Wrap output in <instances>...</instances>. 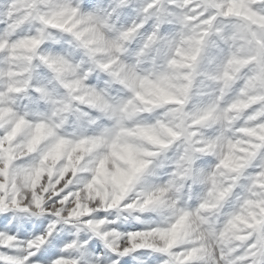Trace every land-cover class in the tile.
Returning a JSON list of instances; mask_svg holds the SVG:
<instances>
[{
	"label": "snow or ice",
	"instance_id": "snow-or-ice-1",
	"mask_svg": "<svg viewBox=\"0 0 264 264\" xmlns=\"http://www.w3.org/2000/svg\"><path fill=\"white\" fill-rule=\"evenodd\" d=\"M0 264H264V0H2Z\"/></svg>",
	"mask_w": 264,
	"mask_h": 264
},
{
	"label": "bare ground",
	"instance_id": "bare-ground-1",
	"mask_svg": "<svg viewBox=\"0 0 264 264\" xmlns=\"http://www.w3.org/2000/svg\"><path fill=\"white\" fill-rule=\"evenodd\" d=\"M214 39V38H213ZM64 39H62L63 41ZM49 42V41H48ZM216 44H218L219 42L216 41L215 42ZM45 44V43H44ZM42 45L41 47L45 46V45ZM63 44V43H62ZM66 45V44H65ZM70 46V45H69ZM55 47H56V50H58V48L60 49L61 48V44H57L55 43ZM64 48V47H63ZM68 49L71 48V47H67ZM131 48H135V44H133L131 46ZM62 49V48H61ZM63 50V49H62ZM71 51H74L72 48H71ZM216 51V52H215ZM59 53L60 54H63L62 51L59 50ZM66 53V52H65ZM64 53V54H65ZM71 53V52H70ZM77 54V53H76ZM67 55V54H66ZM217 57V49H216V46L213 44L212 41H210L209 43V46L208 48L206 49V52H205V55H204V58H203V61L201 63V69H205V68H208L211 66L210 62L211 63H215V58ZM76 59H79V56L77 55L75 57V60ZM214 59V61H213ZM205 63V64H204ZM204 64V66H202ZM50 75V73L48 72V70L45 68V67H39V68H36L34 70V76H35V79L33 80V83H36V82H43L42 81V77H46ZM95 82V81H93ZM103 84H102V80H101V83L97 85V87H102ZM212 88V87H211ZM211 90H210V83L205 80L203 77L201 76H197L193 82V87H192V98H191V102L189 104V107H192V105L194 104H198L200 102H203L205 100L208 99V96H205V95H200L201 93H209ZM22 102V101H20ZM25 104V102H24ZM164 171H167V169H165ZM163 176L160 177L161 180L163 179H166V177H164L162 179ZM197 191H199V188H197Z\"/></svg>",
	"mask_w": 264,
	"mask_h": 264
},
{
	"label": "rangeland",
	"instance_id": "rangeland-1",
	"mask_svg": "<svg viewBox=\"0 0 264 264\" xmlns=\"http://www.w3.org/2000/svg\"><path fill=\"white\" fill-rule=\"evenodd\" d=\"M0 2H2V0H0ZM58 37V36H57ZM58 39V38H57ZM219 42V41H218ZM63 43V44H62ZM53 44H55V43H52L51 41H47V42H45V46H43L42 47V49L44 50V51H46L47 49H51V52H53V53H59V50L60 51H62L63 52V54L65 53V54H67V56H70L73 60H75V57L77 56V54H76V52L75 51H71V48H67V47H71V46H69L67 43H65L64 42V40L62 41H60V44H61V48H67V51H65V50H62L61 48L59 49L58 48V50H56V47H55V45H53ZM57 44H59V43H57ZM66 44V45H65ZM71 52V53H70ZM216 52V51H215ZM213 61H214V59H213ZM205 64V63H204ZM204 64L202 65V66H204ZM42 67V66H41ZM40 67V68H41ZM39 68V67H38ZM211 87H212V85L210 84V90H211ZM24 102H25V104L26 103H28V101L27 100H22V102H20L21 103V105H23L24 104Z\"/></svg>",
	"mask_w": 264,
	"mask_h": 264
}]
</instances>
